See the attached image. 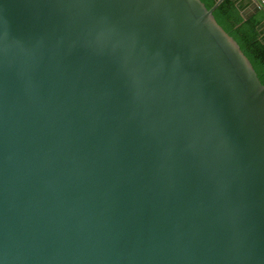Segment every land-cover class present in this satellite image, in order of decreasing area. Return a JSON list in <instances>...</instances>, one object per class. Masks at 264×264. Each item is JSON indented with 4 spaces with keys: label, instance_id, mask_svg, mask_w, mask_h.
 Wrapping results in <instances>:
<instances>
[{
    "label": "water",
    "instance_id": "water-1",
    "mask_svg": "<svg viewBox=\"0 0 264 264\" xmlns=\"http://www.w3.org/2000/svg\"><path fill=\"white\" fill-rule=\"evenodd\" d=\"M222 1L0 0V264H264V84Z\"/></svg>",
    "mask_w": 264,
    "mask_h": 264
},
{
    "label": "trees",
    "instance_id": "trees-1",
    "mask_svg": "<svg viewBox=\"0 0 264 264\" xmlns=\"http://www.w3.org/2000/svg\"><path fill=\"white\" fill-rule=\"evenodd\" d=\"M208 9L219 0H201ZM246 0H223L213 14L218 24L239 44L264 84V6L252 17L244 20L242 11Z\"/></svg>",
    "mask_w": 264,
    "mask_h": 264
},
{
    "label": "crops",
    "instance_id": "crops-1",
    "mask_svg": "<svg viewBox=\"0 0 264 264\" xmlns=\"http://www.w3.org/2000/svg\"><path fill=\"white\" fill-rule=\"evenodd\" d=\"M246 2H248L247 5H249V4L251 3V0H246ZM261 3H262V1L260 2V4H261ZM247 7H248V6H247ZM247 7H246V8H247ZM254 14H255V13H254ZM252 16H253V15H252ZM252 16H251V17H252Z\"/></svg>",
    "mask_w": 264,
    "mask_h": 264
},
{
    "label": "rangeland",
    "instance_id": "rangeland-1",
    "mask_svg": "<svg viewBox=\"0 0 264 264\" xmlns=\"http://www.w3.org/2000/svg\"><path fill=\"white\" fill-rule=\"evenodd\" d=\"M263 6H264V5L261 3V4H260V9H261Z\"/></svg>",
    "mask_w": 264,
    "mask_h": 264
},
{
    "label": "built area",
    "instance_id": "built-area-1",
    "mask_svg": "<svg viewBox=\"0 0 264 264\" xmlns=\"http://www.w3.org/2000/svg\"><path fill=\"white\" fill-rule=\"evenodd\" d=\"M262 4L264 5V0H262Z\"/></svg>",
    "mask_w": 264,
    "mask_h": 264
}]
</instances>
